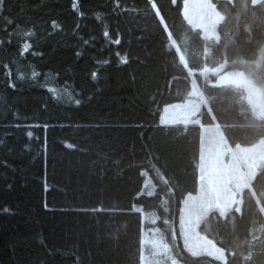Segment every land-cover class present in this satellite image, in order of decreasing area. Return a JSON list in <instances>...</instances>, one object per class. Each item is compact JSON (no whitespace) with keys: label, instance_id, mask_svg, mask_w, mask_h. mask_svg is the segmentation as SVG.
<instances>
[{"label":"trees","instance_id":"16d2710c","mask_svg":"<svg viewBox=\"0 0 264 264\" xmlns=\"http://www.w3.org/2000/svg\"><path fill=\"white\" fill-rule=\"evenodd\" d=\"M212 1L217 41L187 23L182 0H0V264H140L153 226L183 264H264V163L239 211L199 226L224 262L190 255L178 235L200 125L229 145L264 136L242 88L201 74L242 70L264 93V0ZM192 78L201 124H161Z\"/></svg>","mask_w":264,"mask_h":264},{"label":"rangeland","instance_id":"374dc122","mask_svg":"<svg viewBox=\"0 0 264 264\" xmlns=\"http://www.w3.org/2000/svg\"><path fill=\"white\" fill-rule=\"evenodd\" d=\"M182 14L189 25L201 31L206 41L219 39L218 25L223 15L216 10L212 0H182ZM218 70L207 69L201 74L210 82L230 83L242 88L252 112L263 118L264 93L251 75L236 69ZM205 106L206 99L192 78L189 97L165 105L160 123L200 125L198 114ZM200 126L198 187L195 193L186 194L181 203L178 235L190 255H208L224 262L225 250L199 226L213 211L225 215L232 208H240L242 189L250 184L257 169L264 163V136L250 145H229L219 125ZM149 182L147 177L145 183ZM144 218L154 221L152 213L145 214ZM140 264L183 263L177 259L173 241L162 229L153 226L143 230Z\"/></svg>","mask_w":264,"mask_h":264},{"label":"snow or ice","instance_id":"6c2138e0","mask_svg":"<svg viewBox=\"0 0 264 264\" xmlns=\"http://www.w3.org/2000/svg\"><path fill=\"white\" fill-rule=\"evenodd\" d=\"M257 2V0H253V4H255ZM105 35H107V33H105ZM117 43H119V41H116ZM124 62H126V61H124ZM93 76H95V73H93ZM77 103H79V102H77ZM226 187H227V185H226ZM237 211H239V209H237Z\"/></svg>","mask_w":264,"mask_h":264},{"label":"water","instance_id":"95a60500","mask_svg":"<svg viewBox=\"0 0 264 264\" xmlns=\"http://www.w3.org/2000/svg\"><path fill=\"white\" fill-rule=\"evenodd\" d=\"M205 70H207V68Z\"/></svg>","mask_w":264,"mask_h":264}]
</instances>
